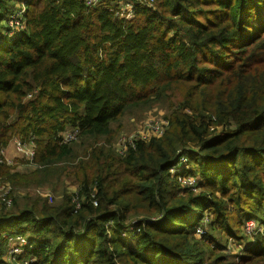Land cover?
I'll use <instances>...</instances> for the list:
<instances>
[{"label": "trees", "instance_id": "16d2710c", "mask_svg": "<svg viewBox=\"0 0 264 264\" xmlns=\"http://www.w3.org/2000/svg\"><path fill=\"white\" fill-rule=\"evenodd\" d=\"M17 1L0 0V157L11 140H33L42 187L51 166L70 163L81 207L40 191L19 206L14 187L28 177L0 164L14 192L0 264L8 234L29 241L13 264H235L216 237L240 241L247 219L264 231V0H154L131 20L115 16L118 0H25V28L7 34ZM156 106L166 133L119 155L113 124ZM75 127L78 145L61 144ZM81 148L88 159L74 164ZM182 154L208 194L182 195L169 171ZM141 214L159 221H137L127 240ZM261 235L238 264H264Z\"/></svg>", "mask_w": 264, "mask_h": 264}, {"label": "rangeland", "instance_id": "374dc122", "mask_svg": "<svg viewBox=\"0 0 264 264\" xmlns=\"http://www.w3.org/2000/svg\"><path fill=\"white\" fill-rule=\"evenodd\" d=\"M25 0H18L17 2H14L16 4L15 8L17 10V12L14 14H18L19 11L21 10V12L19 13V19L17 20V18H13L12 20L10 19L6 25H7V31L6 33L8 34L9 32H13V29L11 28V26L14 27H20L23 25V18L22 16L24 15L22 10H26L27 7L24 4ZM13 16V15H11ZM25 21V19H24ZM25 28V27H24ZM10 29H12L10 31ZM23 30V28H20L19 31ZM18 32V31H16ZM153 119H161V120H166L169 121L170 123V118L167 116V110L166 108H162L160 106H156L150 109H145L143 111L140 112H132L130 114H127L126 116H124L121 120H119L118 122L113 124L112 130H113V135H114V139L113 142L116 146L117 142L119 141V139L122 136H126L129 134H132L133 132H138L140 130L143 129V127L145 126V124ZM170 126V124H169ZM213 130V129H212ZM222 128H218L215 129L216 132L221 131ZM17 139V138H16ZM79 143V138L77 141L72 142L73 145H78L76 144ZM10 144V143H9ZM13 147V153H11L10 155L8 154V147L9 146ZM7 146V148L5 149L4 153L5 155L8 157V159L12 160V165L11 167L13 168V172L14 173H18L20 175H24L25 177H28V184L30 185V187H26V186H15L14 187V192L16 197L18 198V200L20 201L19 206H22L25 203V199L28 193H31L32 196H35L36 193L38 191H43L45 192L44 194H42L45 197L50 196L51 200L54 199V201L51 204H57L60 203L61 201L64 200L65 197H70V198H75L77 196V193L79 191V187L80 184H78L79 182L77 181V177L75 175V173L71 172L73 169V165H71L70 163H63V164H57V165H53L50 167V169H52L50 174H54V180L52 182V184H47L46 186L42 187V183L45 180L44 177L42 175H38L37 173V165L35 163H31L23 158H21V154L18 152L17 148H16V143L14 146V143L10 144ZM84 148L81 149H75V153L77 155H81V157H77V159L73 162L74 164L80 163L83 160H87V157H84ZM192 151V150H191ZM194 152V151H192ZM197 153V152H195ZM18 154L20 156H18ZM13 156V157H12ZM17 157V158H15ZM185 157L187 158L186 163H183V165H181L180 168L182 167H187L189 174L194 175L196 177H193L195 181L193 186H190V188H183L180 186V184L177 181V177L172 176L173 180H176L177 184L185 190L183 194L181 191V194L184 195V193H188L190 192L191 195H201L204 193L208 194V191L203 187V181L197 171V168L194 167L193 163L191 162V157L189 155H185ZM187 164V165H186ZM178 169V168H177ZM41 174H43L41 172ZM49 174V175H50ZM60 175V179L57 181L56 176ZM45 176H48L45 174ZM2 180H4L3 177H0ZM202 181V182H201ZM74 187V188H73ZM13 192V193H14ZM14 208V207H13ZM13 208H7L4 209L3 207H0V213H5V211H12ZM142 213V212H140ZM139 213V214H140ZM213 215L210 211L205 212V218L202 224L201 229L202 230H206V228L204 227L205 225H208V223L212 220ZM133 219V226L129 227L126 231H124L123 233H125L127 236H124V238H127V240H131L128 238L132 237V234H139L140 230L139 227L137 225H135V223L137 221H141V220H151L154 223H157L158 217H148L145 216L143 214H141L140 216H137ZM248 221L250 219H247ZM252 222H250L251 224ZM258 224V223H257ZM244 227V225H243ZM261 225H257V228L255 230V234H253L252 236L246 235L245 233L243 235L242 234V239L240 241L233 239V237H228L226 238V236H219L216 237L218 239H216L215 244L222 246L220 249H222V251H220V253L226 254L228 255L229 258V262H234L235 264H238V260L240 257L239 254L240 252H242L243 248L246 249L249 245H251L259 236H262L261 234L264 232H260L259 228H261ZM205 228V229H204ZM209 230V229H208ZM243 233V232H242ZM239 235H240V231H239ZM195 236L198 240H203V242L205 243L206 241L204 240V236H200L199 234L195 233ZM24 237V236H23ZM9 243V240L7 241ZM9 248V246H7V249ZM24 255V252L22 253V256ZM25 259H21L19 261L18 264H25L24 263ZM15 262V261H12Z\"/></svg>", "mask_w": 264, "mask_h": 264}, {"label": "built area", "instance_id": "2783aa9c", "mask_svg": "<svg viewBox=\"0 0 264 264\" xmlns=\"http://www.w3.org/2000/svg\"><path fill=\"white\" fill-rule=\"evenodd\" d=\"M101 0H85L86 6L88 8H93L98 5ZM154 0H118L116 6L117 9L115 11V16L124 19V20H131L137 11L138 8H148L154 9ZM21 10L19 11V13ZM23 14H25L26 10H22ZM19 13L16 15L11 16V20L13 18L19 19ZM23 18V25L20 27L11 26L13 32L19 31L20 28L25 27L24 15ZM31 97V96H29ZM169 121L161 120V119H153L148 121L142 130L138 132H133L132 134L122 136L119 141L117 142L116 146L114 144V149L119 155H126L130 150H135L137 145L141 142H149L153 138H161L169 128ZM80 136L79 128H71L65 131L60 135V143L61 144H71L78 140ZM16 148L18 152L21 154V158L34 163V159L36 156V144L33 140L23 142L20 139L16 140ZM5 148L1 151L0 157V164H5L8 166L12 165V160L5 157ZM186 154H182L179 157L178 163L170 168V174L172 176L177 177V181L183 188H190V186L194 185V175L189 174L187 167H181L183 163H186L187 158L185 157ZM187 165V164H186ZM178 168V169H177ZM183 185V186H182ZM13 186L10 182L6 180L0 179V206L5 208H11L13 206V199L12 194ZM95 206H97V202H93ZM73 204L75 205V210H78L81 207V201L78 196L73 198ZM250 222H252L250 224ZM257 222L253 219L247 220L244 224L243 230L246 235L252 236L255 234V230L257 228ZM260 232H263V228H259ZM196 233L200 236L205 235L206 231L202 230L201 227H198ZM124 236H127L123 233ZM7 240L8 243V250H7V260L10 262L8 264H13L17 258H19L22 253L26 251V248L29 245V241L26 237L20 234H8ZM28 261L25 264H28Z\"/></svg>", "mask_w": 264, "mask_h": 264}, {"label": "crops", "instance_id": "0c3cea01", "mask_svg": "<svg viewBox=\"0 0 264 264\" xmlns=\"http://www.w3.org/2000/svg\"><path fill=\"white\" fill-rule=\"evenodd\" d=\"M17 139H18V138H17ZM17 139L15 138V139L11 140L10 144H11V143H12V144L14 143V146H15V143H16V140H17ZM10 144H9V145H10ZM6 148H7V147H6ZM6 148H5V149H6ZM11 153H13V147L10 145V146L8 147V154L10 155ZM11 155H12V154H11ZM18 156H20V155L18 154ZM5 157L8 158L6 155H5ZM12 157H13V156H12ZM20 157H21V156H20ZM15 158H17V157H15ZM73 188H74V187H73ZM40 193H41V194H44L45 192H43V191L41 190Z\"/></svg>", "mask_w": 264, "mask_h": 264}]
</instances>
